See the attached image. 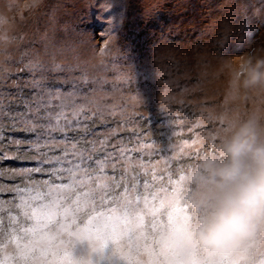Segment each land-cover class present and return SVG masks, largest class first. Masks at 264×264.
<instances>
[{"label":"rangeland","instance_id":"obj_1","mask_svg":"<svg viewBox=\"0 0 264 264\" xmlns=\"http://www.w3.org/2000/svg\"><path fill=\"white\" fill-rule=\"evenodd\" d=\"M246 51L264 55V0H0V70L9 73V84L17 76L21 84L29 78L21 71L29 61L79 69L47 73L50 80L75 79L81 71L90 77L125 79L121 91L109 90V102L131 104L132 111L146 117L140 127L145 138L154 141L152 146L182 160L172 167L173 179L185 171L183 181L165 197V227L156 232L155 240L174 252L166 237L190 244L201 264H240L238 255L210 259L189 240L186 229L201 214L192 206L205 191L194 179L200 162L207 156L223 159L220 142L237 118L264 107V94L229 86V65ZM146 72L155 78L150 86L143 78ZM197 139L200 156L189 160L187 149L182 156L185 142ZM3 143L7 145V138ZM165 161L161 156L150 162L136 158L133 163L150 164L158 174L167 169ZM32 166L0 161V169ZM140 170L149 177L154 174L152 167ZM0 183L12 186L6 177H0ZM9 199L10 194H0V260L16 255ZM12 216L19 221L16 212ZM111 249L109 244L101 257L91 252L88 241L76 240L71 253L77 260L91 255L93 264H122ZM167 264H173L172 259ZM253 264H264V246Z\"/></svg>","mask_w":264,"mask_h":264},{"label":"snow or ice","instance_id":"obj_2","mask_svg":"<svg viewBox=\"0 0 264 264\" xmlns=\"http://www.w3.org/2000/svg\"><path fill=\"white\" fill-rule=\"evenodd\" d=\"M77 70L29 61L21 70L29 74L23 84L19 76L9 84V73L0 70V161L34 164L0 169V177L12 182L0 183V194L11 196L7 215L16 253L0 264H93L91 255L73 257L76 240L88 241L101 257L111 244L122 264H167L175 252L158 244L155 234L165 227L167 193L184 179L185 171L178 179L172 172L182 160L152 146L140 127L146 117L131 104L109 102V90L121 91L125 79L90 77L86 71L75 79L47 75ZM143 78L149 86L155 81L151 73ZM17 132L22 135H13ZM198 144L185 142L181 155L187 149L189 160L199 157ZM8 147L13 150H4ZM161 156L168 167L158 174L150 164L133 163ZM148 167L151 177L140 170ZM37 175L46 179L36 180Z\"/></svg>","mask_w":264,"mask_h":264},{"label":"clouds","instance_id":"obj_3","mask_svg":"<svg viewBox=\"0 0 264 264\" xmlns=\"http://www.w3.org/2000/svg\"><path fill=\"white\" fill-rule=\"evenodd\" d=\"M229 65V86L238 92L264 94V55L246 51ZM223 159L207 156L194 179L205 189L192 203L197 222L186 229L189 240L209 258L238 255L253 264L264 246V107L238 117L219 145ZM182 231L184 229H181ZM173 264H201L190 244L166 237Z\"/></svg>","mask_w":264,"mask_h":264}]
</instances>
